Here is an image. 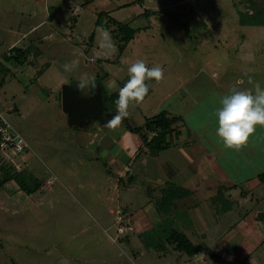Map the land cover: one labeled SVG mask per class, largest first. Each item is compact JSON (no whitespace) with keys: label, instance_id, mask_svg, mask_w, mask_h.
I'll list each match as a JSON object with an SVG mask.
<instances>
[{"label":"rangeland","instance_id":"obj_1","mask_svg":"<svg viewBox=\"0 0 264 264\" xmlns=\"http://www.w3.org/2000/svg\"><path fill=\"white\" fill-rule=\"evenodd\" d=\"M36 1L0 0V58L13 46L29 43L42 53L18 69L0 72L4 79L0 110L29 145L20 155L0 150V166L10 167L12 173L25 170L42 182L31 195L13 180L0 188V264H179L180 252H173L169 244L150 247V240L164 241L159 242L163 233L158 229L173 228L185 232L201 248L196 257L180 253L183 264H208L202 252L209 264H234L226 252H218V242L228 240L232 230L244 228L254 213L253 221L264 226V184L254 180L229 186L230 173L208 157L216 155L201 135L217 137L214 113L220 99L230 92L212 93L219 81L239 88L241 77L240 90L254 91L256 83L264 88V26L241 24L239 13L251 11L248 3L49 0L47 12L46 6L37 8ZM102 12L110 17L105 14L97 26ZM111 18L141 30L124 53L112 36ZM94 34V42H87ZM138 59L148 67L161 65L164 78L146 81L147 98L130 106L129 116L120 125L108 128L104 125L116 114V106H111L114 103L106 92H119L130 78L128 67ZM73 60L78 66L65 71L63 65ZM85 73L89 82L82 94L87 97L101 88L109 111L89 117L76 128L63 107L62 93L66 87L78 86ZM184 87L204 100L196 111L178 100ZM212 101L215 108L211 109ZM167 107L191 110L180 124L186 143L153 154L132 129L145 126L148 118ZM210 139V145L216 143ZM251 139L257 138H249L253 143ZM253 144L243 147L244 152L239 150L247 153L245 160L257 155L259 144ZM259 155L238 177H255L253 168L257 175L264 171V157ZM145 162L153 179L147 177ZM204 166L215 169L216 178L204 176L200 172ZM156 185L161 188L150 195L148 188ZM197 198L202 205L194 207L203 210L205 205L216 221L204 234L195 228L189 208L175 205ZM119 209L127 224H133L129 217H147L156 231L120 235Z\"/></svg>","mask_w":264,"mask_h":264},{"label":"crops","instance_id":"obj_2","mask_svg":"<svg viewBox=\"0 0 264 264\" xmlns=\"http://www.w3.org/2000/svg\"><path fill=\"white\" fill-rule=\"evenodd\" d=\"M48 1L49 0L36 1V5L38 6L37 8L42 7V9H43L44 6L48 5ZM47 8L48 7L46 6L44 9L48 12ZM33 14H36V11H33ZM46 16H47V19H49L48 13L46 14ZM14 32H16V31H14ZM28 45H30V43ZM15 46H18V45H15ZM2 58L3 57L0 58V62L2 61ZM5 67H7V69H11L12 67H15L16 69H18L19 67H22V66L21 65L7 63V64H5ZM9 67H11V68H9ZM30 73L31 72H29V74ZM31 74H32L31 78L35 79L36 76L33 73H31ZM237 82L236 83H237V85H239L238 86L239 89H241V87L244 84L243 79L241 77H239ZM217 84L218 85H214L211 88V89L214 90L212 93H215L219 89H221V90L224 89V90L230 91V89L233 88V85H234V84L233 85L222 84V82H220V81ZM182 91H183V93L180 96H178V100H180L181 104L185 103V106H187V107L189 106L191 108V110L196 111L204 103L203 99L202 100L201 99L198 100V99L195 98V96H193V93L195 92V90H192V89L190 90V89H188V87H184V88H182ZM106 93L108 95H110V93H108V91ZM211 98H214V97L211 96ZM209 101H211V100L209 99ZM213 103L214 102L212 101L211 102V104H212L211 109L215 108V105ZM164 110L168 111L172 115L181 116L182 117V121H184V118H187L188 114L191 112V110L186 109L185 107H183L181 110H178L175 107H170V108L167 107V109H164ZM182 129H184V127L183 126L181 127V125H180V128L178 129L180 131V133H178L179 135L178 134H173L169 138L170 140H173L175 142V146H176V144L180 146L181 145L180 142L186 143L185 140H184V137L186 138V136H185V133L181 132ZM260 133H262L263 135H261ZM212 135H214V134H210V135H207V136L206 135L205 136L201 135V140L204 142V144L207 143L208 147H210L213 150V153L216 155V156H214L213 154H211L212 158L210 156H208V157L210 159H213L215 162L219 161L218 164L223 165V168L225 170H227V173H230V176L228 175L229 176V178H228L229 182L227 181L230 184L229 186L233 187V186H237V184H242L244 182H252L254 180L258 181L257 180V176H258L257 174L258 173H257V171H255L254 168H253V170L255 172V174H254L255 177H253V175H251V176H248V177L240 178V177H238L237 174L239 172H245L246 171L245 168H247V169L251 168L252 167L251 166V160L252 161L256 160L258 158L259 154H260L259 156L264 157L263 156V154H264V126H261L259 128H258V126H256V130H255V132L252 135L256 136L257 139L256 140L255 139L254 140L251 139L252 141H254L253 142L254 144L249 142L248 145L253 144L255 146V144L258 143L259 144L257 146L258 150H256V151H258V153H257V155H255V156L252 155L251 157H249V155H248L249 158H247V160L244 159V156H245L244 154H247V153H242V152H244L243 151L244 148L241 149L242 152L236 151L234 149H225L224 146H223V143L219 140V138L212 137L213 139H210L209 136H212ZM94 136L97 139L99 138L98 134H95ZM209 139L210 140H214L216 142L215 144H213V145H215V148H214L213 145H210L208 143ZM256 141H257V143H256ZM137 148H139V150H140V146L139 145H138ZM170 149H172V147L167 149V150H165V151H168ZM137 152L139 153V154L137 153V157H140L141 156V152L140 151H137ZM227 162H230V163L227 164ZM145 164H146V168L148 170L147 177L153 179V177L151 175V170L148 169L149 167L147 166L146 162H145ZM146 168H145V170H146ZM200 172H202V174L204 176H206V177L216 178V175L214 174L215 169H212L211 166H208V167L204 166L203 168L200 169ZM215 173H217V172H215ZM123 175H124V173H123ZM196 184L198 186L200 185L199 182L196 183ZM149 188H152V187H149ZM160 188H161L160 185L153 186L152 194H154V192L158 191ZM228 188H230V187H228ZM179 201H180L179 205L175 204L177 206V209H178V206H180L182 209L189 208V211L191 212L190 218L195 223V228L198 231L200 230V232L202 231V233L204 234L203 230L208 229L210 227L212 228V227L215 226V224H216L215 223L216 221L214 219L215 217H213V215L210 214L206 210L205 205L202 206L203 210H201V209L197 210L194 207V206H196V204H198L200 202L198 198L196 200H194L193 203L190 200H183L182 199V201L181 200H179ZM199 204H200V206L202 205L201 202ZM182 209H180V210L182 211ZM255 214L256 213H254V215L251 216L253 219H248L244 223L245 224L244 228H238V229L232 230L229 233L230 235H229V239L228 240L227 239H225L224 241H222V239L219 240V242H218L219 251L218 252L219 253L221 251L226 252L227 253L226 256L228 258L231 257V259H230L231 262L230 263L233 262L234 264H264V226L256 224L253 221V220L256 221L255 218L257 217V215H255ZM129 218L133 222V224H135L137 227L140 228V230L136 229V232H139V234H143V233L148 232V231L151 232V233H152V231H156L155 226L153 225V222H151L147 217H145V218L138 217L137 219H134V220H133L134 217H129ZM262 218L263 217H261V219ZM158 232L163 233V235L161 236L159 242H161L163 240H164L163 242H165L167 240V238H168V231H166L165 229H163V230L162 229L161 230L158 229ZM207 237H208V235H205V238H207ZM237 237H239V238H237ZM190 239L194 242V240L191 237H190ZM112 241H114V240H112ZM150 242H151L150 247H152V248H156L160 244V243L159 244L157 243V239L156 238L153 239V240H150ZM194 244H195V242H194ZM232 245H234V246H232ZM200 250H201V248H200ZM174 251H176V250L173 249V252ZM180 253L178 254L179 255L178 259L181 260L182 263H179V264H183V261H185V260H184V257L182 255H180ZM202 254H203V257L205 259L207 258V261H208V264H209L210 262L208 260V257L206 256L205 252H202ZM172 255H175V254H172ZM196 256H194V257H196ZM172 261H173V259H172ZM205 263L207 264V262H205ZM170 264H176V263L171 262ZM186 264H193V262H186Z\"/></svg>","mask_w":264,"mask_h":264},{"label":"trees","instance_id":"obj_3","mask_svg":"<svg viewBox=\"0 0 264 264\" xmlns=\"http://www.w3.org/2000/svg\"><path fill=\"white\" fill-rule=\"evenodd\" d=\"M260 1H263V5L258 3ZM245 2L251 7V11L248 10L247 12L239 13L241 24L264 26V0H245ZM105 14L106 13L104 12L99 14L97 26L101 25V19L105 17ZM107 17L110 16L107 15ZM108 23L115 27V30L112 31V36L120 41V51L121 53H124L128 44L141 30L139 28L132 27L130 23L120 22L114 18H111ZM94 39L95 34L90 39H87V42L89 41L93 43ZM41 55V51L33 43L23 47L14 46L8 52L3 54L2 61L0 62V72L9 71L7 67H5V64L7 63L22 66L29 62L31 56L33 59H35ZM3 81L4 79L2 80V86ZM149 94L150 92L148 95ZM118 95L119 92L108 95L109 100L114 103L111 106H116L115 100L118 98ZM181 121V116L172 115L168 111L163 110L157 115L148 118L146 120L145 126L136 127L132 130L141 135L144 141V146L149 148L151 153L159 154L161 151H165L175 146V142L169 138L173 134H177L176 132L177 129L180 128L179 124ZM0 173L3 175V178L0 180V188H2L8 181L11 180L15 181L20 189L27 193V195L35 193V191L42 187V182L32 173H29L25 170L22 172L12 173L10 167L2 165L0 166ZM257 179L264 184V171L257 176ZM165 244H169L174 250L184 253L189 257L196 256L200 251V248L194 244V242L190 239V237L187 236L186 233L174 228L168 230L167 240L160 243L158 247L163 246L164 248Z\"/></svg>","mask_w":264,"mask_h":264},{"label":"clouds","instance_id":"obj_4","mask_svg":"<svg viewBox=\"0 0 264 264\" xmlns=\"http://www.w3.org/2000/svg\"><path fill=\"white\" fill-rule=\"evenodd\" d=\"M104 36L108 37L106 31ZM78 63L77 60H73L64 64L63 68L65 71H72ZM127 72L130 78L119 89L118 99L115 100L116 114L104 125L108 128L120 125L129 116L130 106L139 104L145 99L149 93L146 81L154 79L160 82L164 78V68L161 65L148 67L142 59L131 63ZM88 82L89 77L85 73L82 74L77 84L82 90ZM219 103L220 107L214 113L218 123L215 135L223 143L225 149L239 151L247 146L256 126H264V88L259 83L255 84L254 91L240 90L234 86L229 94L220 99Z\"/></svg>","mask_w":264,"mask_h":264},{"label":"water","instance_id":"obj_5","mask_svg":"<svg viewBox=\"0 0 264 264\" xmlns=\"http://www.w3.org/2000/svg\"><path fill=\"white\" fill-rule=\"evenodd\" d=\"M62 103L66 111L73 117L74 127L80 128L81 123L89 117L98 116L109 111L103 100V91L96 88L88 97L84 96L78 86L66 87L62 93ZM149 194L152 195V188Z\"/></svg>","mask_w":264,"mask_h":264},{"label":"built area","instance_id":"obj_6","mask_svg":"<svg viewBox=\"0 0 264 264\" xmlns=\"http://www.w3.org/2000/svg\"><path fill=\"white\" fill-rule=\"evenodd\" d=\"M2 80L0 77V94L2 92ZM0 150L5 153L23 154L29 150V145L22 134L17 131L9 122L3 111L0 110ZM117 222L119 225V234L128 235L129 232L135 231L133 224H127L125 219L126 215L123 210L117 211Z\"/></svg>","mask_w":264,"mask_h":264}]
</instances>
